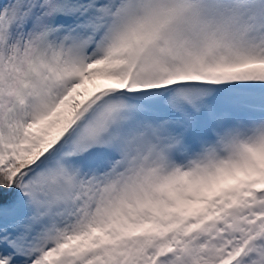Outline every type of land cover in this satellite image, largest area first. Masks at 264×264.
<instances>
[{
	"label": "snow or ice",
	"instance_id": "obj_1",
	"mask_svg": "<svg viewBox=\"0 0 264 264\" xmlns=\"http://www.w3.org/2000/svg\"><path fill=\"white\" fill-rule=\"evenodd\" d=\"M0 264H264V0H0Z\"/></svg>",
	"mask_w": 264,
	"mask_h": 264
}]
</instances>
